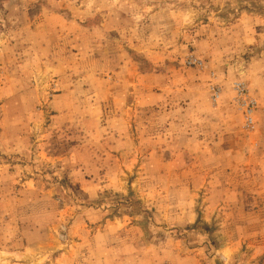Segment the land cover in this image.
I'll use <instances>...</instances> for the list:
<instances>
[{
    "label": "rangeland",
    "instance_id": "1",
    "mask_svg": "<svg viewBox=\"0 0 264 264\" xmlns=\"http://www.w3.org/2000/svg\"><path fill=\"white\" fill-rule=\"evenodd\" d=\"M0 264H264V0H0Z\"/></svg>",
    "mask_w": 264,
    "mask_h": 264
},
{
    "label": "crops",
    "instance_id": "2",
    "mask_svg": "<svg viewBox=\"0 0 264 264\" xmlns=\"http://www.w3.org/2000/svg\"><path fill=\"white\" fill-rule=\"evenodd\" d=\"M143 93H144V92H143ZM191 141H192V143H193L194 145H197L198 143H202V142L199 141L198 139H196V140H192V139H191ZM203 149H204L203 147H200L198 151L201 152V153H203V152H204Z\"/></svg>",
    "mask_w": 264,
    "mask_h": 264
},
{
    "label": "built area",
    "instance_id": "3",
    "mask_svg": "<svg viewBox=\"0 0 264 264\" xmlns=\"http://www.w3.org/2000/svg\"><path fill=\"white\" fill-rule=\"evenodd\" d=\"M218 96V94L217 93H215V97H217ZM250 113V112H249ZM248 121L251 123L252 122V119L249 117L248 118Z\"/></svg>",
    "mask_w": 264,
    "mask_h": 264
}]
</instances>
